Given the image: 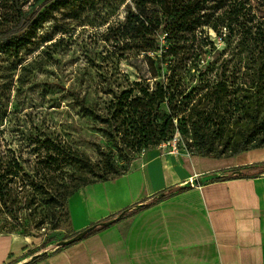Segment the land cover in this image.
Masks as SVG:
<instances>
[{"label": "rangeland", "instance_id": "obj_1", "mask_svg": "<svg viewBox=\"0 0 264 264\" xmlns=\"http://www.w3.org/2000/svg\"><path fill=\"white\" fill-rule=\"evenodd\" d=\"M26 1L45 18L17 56L0 50V174L10 187L9 200H0V234L12 236L28 262L69 237L68 192L128 171L150 148L162 155H191L201 146L228 153L245 137L249 144L264 140V0L225 7L232 32L198 34L200 54L192 61L198 70H182L181 80L168 83L173 96L161 105L158 122L173 117L164 140L147 148L119 125L111 100L142 78L154 89L169 75L166 59L177 53H150L155 74L137 55V39L121 25L132 0ZM157 33L166 46L162 27ZM228 96L238 109L219 125ZM55 144L72 157H58Z\"/></svg>", "mask_w": 264, "mask_h": 264}, {"label": "crops", "instance_id": "obj_2", "mask_svg": "<svg viewBox=\"0 0 264 264\" xmlns=\"http://www.w3.org/2000/svg\"><path fill=\"white\" fill-rule=\"evenodd\" d=\"M66 212L69 235L101 228L30 262L0 234V264H264V146L220 158L153 149L74 191Z\"/></svg>", "mask_w": 264, "mask_h": 264}, {"label": "trees", "instance_id": "obj_3", "mask_svg": "<svg viewBox=\"0 0 264 264\" xmlns=\"http://www.w3.org/2000/svg\"><path fill=\"white\" fill-rule=\"evenodd\" d=\"M52 1L45 0L43 4L45 6ZM56 2L58 3L59 1ZM232 3L251 6L250 0H132L130 4H126L128 7L127 17L121 25L123 29L131 33V38L137 39V55L143 54V57L147 58L154 74L156 69L150 53L161 51L160 53L164 57L168 52L177 53L173 59H166V64H169L167 67L169 75L164 77L160 84H156L154 89L149 90V86L144 84L147 79L142 78L131 83L129 88L122 90L119 94H115L113 100H111V114L120 120L119 125L130 136H138L136 141L139 143V148H147L155 140H164L166 124L171 120V116L173 117V115H166L163 117V123L159 124L158 122L161 105L165 102L169 103L170 98L173 96L169 90L170 84L168 83L173 80H181L183 78L182 70L189 71L190 68H197L196 63L192 62L194 55L197 57L200 54L197 51L198 46H196L195 41L198 34L206 32L205 28H211L217 32L222 29L233 31L235 22L229 14H224V11H222ZM44 16L43 12L39 13L34 10V5H27L26 0H0V24L11 22L6 27H0V50L17 56L20 50L30 43L31 32L42 26ZM161 27L166 34V46H161L159 43L157 32ZM244 29H237L236 32ZM153 76L155 77L156 75ZM232 101L233 99L229 96L222 101V106L218 109L217 122L219 125L226 124L234 117L233 115L238 108L236 105H232ZM262 120L256 122V128L259 127V123ZM249 140L245 137L234 150L228 153H210L209 147L201 146L194 155L220 158L222 156L235 155L249 148L264 146V140L260 144H249ZM52 149L58 154V157L61 156L63 158L65 155L68 158L72 157L61 145H52ZM237 173V175L247 176L246 173L243 174L240 171ZM4 178L5 176L0 174V200L5 203L9 200L10 187L8 180ZM103 180L107 179L96 181ZM84 185L65 195V207H67L70 195ZM171 190L172 188L167 189V191ZM157 196L160 198L164 194L160 193ZM126 210H122L115 218L110 217L104 220L102 225L106 226L116 222L123 217ZM98 225L99 223H94L80 231L73 232L67 239H63L58 243L61 245L60 248L94 233L101 228H96ZM70 239L72 242L67 244L66 241ZM45 256V254H42L38 257Z\"/></svg>", "mask_w": 264, "mask_h": 264}, {"label": "water", "instance_id": "obj_4", "mask_svg": "<svg viewBox=\"0 0 264 264\" xmlns=\"http://www.w3.org/2000/svg\"><path fill=\"white\" fill-rule=\"evenodd\" d=\"M70 242H72V240H71V239L66 241V243H67V244H69Z\"/></svg>", "mask_w": 264, "mask_h": 264}]
</instances>
